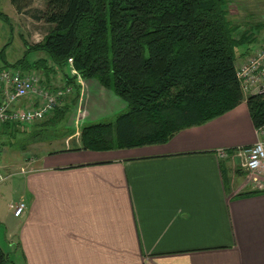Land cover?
Masks as SVG:
<instances>
[{
  "label": "crops",
  "instance_id": "obj_1",
  "mask_svg": "<svg viewBox=\"0 0 264 264\" xmlns=\"http://www.w3.org/2000/svg\"><path fill=\"white\" fill-rule=\"evenodd\" d=\"M228 2V20L244 43L236 51L238 68L263 44L264 17ZM56 73L52 67L49 75ZM61 79L65 86L62 72ZM50 80L45 76L42 84ZM87 90L98 97L95 113L98 102L109 114L124 111L125 104L96 81L82 80L79 98ZM35 103L23 99L13 108ZM0 131L12 133L3 126ZM257 140L243 100L163 144L102 152L78 146L23 150L20 177L8 191L17 197L7 206L11 219L0 220L11 249L6 255L20 264H264V191L240 169L236 151ZM218 149L228 157L217 159ZM2 170L11 174L14 168L4 163ZM17 203L24 205L20 217L9 208Z\"/></svg>",
  "mask_w": 264,
  "mask_h": 264
},
{
  "label": "trees",
  "instance_id": "obj_2",
  "mask_svg": "<svg viewBox=\"0 0 264 264\" xmlns=\"http://www.w3.org/2000/svg\"><path fill=\"white\" fill-rule=\"evenodd\" d=\"M9 2L17 14H28L33 0ZM228 5V0H46L44 10L31 11V17L48 25L47 33L36 44L24 43L26 53L46 57L10 64L3 48L2 68L41 71L47 77L56 68L65 74V87L76 100V76L65 73L71 59L81 80L96 81L125 104L113 122L81 127L75 149L83 151L163 144L243 100L258 129L264 126V94L244 97L240 91L235 61L244 43L228 20ZM0 20L9 22L1 13ZM52 114L44 123L3 125V132L40 127L30 131L36 137L32 141L43 140L45 126L62 118L65 109ZM9 261L0 248V264Z\"/></svg>",
  "mask_w": 264,
  "mask_h": 264
},
{
  "label": "rangeland",
  "instance_id": "obj_3",
  "mask_svg": "<svg viewBox=\"0 0 264 264\" xmlns=\"http://www.w3.org/2000/svg\"><path fill=\"white\" fill-rule=\"evenodd\" d=\"M46 0H33L31 5L30 13L28 14H15V10L10 4L9 0H0V13L7 17L9 20L8 23L0 20V51L4 49V58L10 63L14 64L16 61L25 57L27 63H33L38 59H43L46 55L43 52H31L26 53V47L24 43L28 45L36 44L42 40L44 35L48 31V25H46L43 21L34 20L31 17L33 12L31 11H43L45 8ZM234 4L237 7H244L246 12H250L258 16V18L264 17V0H241L237 3V1L233 0ZM230 6H228L229 9ZM232 10H234L232 8ZM240 50H237L239 52ZM3 59L0 58V67H3L2 63ZM71 68L65 69V73L68 75L70 73ZM18 72H23L18 70ZM35 71V70H34ZM76 72V71H75ZM35 73L39 74L42 80L44 79V74L41 71H35ZM51 80L47 84H43V87L51 92L55 91L54 89H59L62 86L61 72L53 74L50 76ZM82 81H77L76 84L80 86ZM49 85L58 88H51ZM63 88H70L65 87ZM83 99L78 98L74 99L73 90L69 95L63 98L62 102L59 103L61 107L65 109V115L56 120L54 124H49L46 127L47 132H42L44 135L43 140L32 141L36 138L33 132L30 131H38L40 127L29 128L30 131L25 130L24 126L18 128V132H14L12 134H0V164H9L12 166L14 170L10 173L7 170L0 171V220L5 223H8L11 219V212L8 210V203L10 201L17 200L16 196L9 197L8 191L10 186H13V180L19 178L20 167L23 165L24 161L22 160L21 153L22 151L31 152V154H35V152H39V149L50 148L53 147V150H57L61 147L66 146L67 148H72L78 145L80 129L83 125H88L92 123H109L113 122L115 115L117 114H109L110 109L106 104H103L99 108V102L95 105L96 110L95 113L93 111L94 102L96 103V99L91 95V91L87 90L83 93ZM90 98V100H89ZM81 99L80 101H78ZM103 102L106 100L105 98H101ZM87 101V104H86ZM90 101V102H89ZM100 101V100H99ZM87 105V107H86ZM113 112V110H111ZM119 113V112H118ZM92 114V115H91ZM98 115L97 120L89 121L92 117H96ZM48 118H52V114L49 117H46L42 122H46ZM1 129V127H0ZM69 132H67V131ZM1 132V131H0ZM70 136V137H69ZM69 137L67 140L66 138ZM66 140V143H65ZM44 143H40V142ZM56 141V142H55ZM48 142V143H47ZM36 143V144H35ZM7 185V187H5ZM5 219V221H4ZM4 224L0 223V248L2 251L7 254L11 252L8 243L4 239ZM9 264H20V261L16 258L9 256Z\"/></svg>",
  "mask_w": 264,
  "mask_h": 264
},
{
  "label": "built area",
  "instance_id": "obj_4",
  "mask_svg": "<svg viewBox=\"0 0 264 264\" xmlns=\"http://www.w3.org/2000/svg\"><path fill=\"white\" fill-rule=\"evenodd\" d=\"M72 76L82 81L72 68V60H68ZM236 78L240 91L244 97L248 95L264 94V42L261 47L242 65L236 68ZM71 88H63L53 92L45 89L42 78L35 71L18 72L13 69L0 70V127L3 125H32L43 121L53 111L60 108L59 103L71 93ZM34 98L36 103L21 109H14L13 105L20 100ZM258 140L247 147L237 149L240 158V169L245 172L250 183L260 190H264V126L256 129ZM216 157L224 160L228 153L224 149L216 151ZM14 217H20L24 210L21 203L11 204Z\"/></svg>",
  "mask_w": 264,
  "mask_h": 264
}]
</instances>
